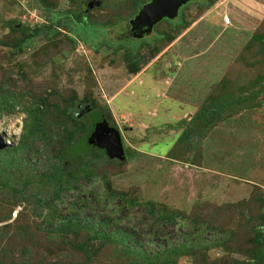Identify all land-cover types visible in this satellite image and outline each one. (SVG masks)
<instances>
[{
    "label": "rangeland",
    "instance_id": "1",
    "mask_svg": "<svg viewBox=\"0 0 264 264\" xmlns=\"http://www.w3.org/2000/svg\"><path fill=\"white\" fill-rule=\"evenodd\" d=\"M90 1L98 2L0 0V93L24 94L26 102L39 94L48 103H58L62 111L76 96L80 103L93 106L94 111L82 107L78 111L89 129L99 119L121 129L127 159L119 161L103 152L98 156L99 148L84 150L73 143L68 148V168L79 166L84 171L80 154L85 155L86 170L96 176L87 181L82 174L80 180L94 190L83 195L67 190L57 201L51 183L39 187L38 179H32L53 163L56 145L39 142L23 153H0V264H129L118 244L94 240L91 259L73 246L74 241L91 240L92 232L80 230L70 243L50 228L68 217L77 203L83 217L95 221L110 217L108 231L120 227L134 233V244L140 241L152 251L154 242H166L163 236L149 238L153 225L146 224L145 212L152 202L177 214L176 233L197 232L195 236L203 233L209 238L196 251L177 257V264H264V257L251 256L256 235L264 228V0H212L208 8L190 3L183 10L187 28L173 31L162 20L143 37L137 73L131 72L125 49L115 51L122 43L119 36L126 37L120 31L129 28L134 17L128 18L135 0H101L98 8H91L90 19L108 25L88 31L93 43L106 41L97 51L82 41L72 44L66 30L52 45L46 36L22 42L21 31L13 30V26L34 28L49 22L55 10L80 5L85 11ZM227 14L232 18L229 26L222 21ZM118 15L123 19L111 26ZM164 32L173 34V39L158 43L151 54L149 44ZM250 93L254 94L250 101L261 105L232 112L196 148L181 144L182 129L170 126L183 118L190 120L201 105L215 98L225 101ZM16 109L0 121L26 113ZM62 114L70 122L67 112ZM68 127L72 129L74 123ZM5 136L0 133V143L8 147L20 140L14 137L8 144ZM92 137L89 141L98 144ZM173 152L175 158L168 157ZM109 190L128 192L137 205L128 212L116 206L120 200L115 199L110 206L105 197ZM35 195L57 202L58 216L52 223L47 222L49 207L38 206ZM223 205H227L224 210ZM199 213L204 225L191 227ZM226 231L228 242L205 248L214 242V235Z\"/></svg>",
    "mask_w": 264,
    "mask_h": 264
},
{
    "label": "trees",
    "instance_id": "2",
    "mask_svg": "<svg viewBox=\"0 0 264 264\" xmlns=\"http://www.w3.org/2000/svg\"><path fill=\"white\" fill-rule=\"evenodd\" d=\"M148 1L149 0H135L133 3L134 10L128 16V18L135 16L142 8V6ZM98 2L99 5L95 4V6L92 7L93 9L98 8L101 5L102 1L98 0ZM190 3H196L199 7L202 8H208L213 4V1H190L186 5L182 6L179 11L178 17L174 19H163L164 21L169 23L173 31L175 30L178 32L182 28H187L189 26V23L184 16L183 10ZM90 10L91 8L84 11L80 5L77 6L74 10H55L51 13L49 22L46 21L40 23L34 28L25 25H20V27L13 26V30L21 31L22 42L33 37L46 36L48 42H50L51 45L54 44L56 38L61 35L62 30H66L67 33L65 34L72 44H76L77 42L82 41L83 43L89 45L92 49L97 51L103 43H106V41L93 43V40L90 39V34L88 33V31L99 30L101 27L106 28L108 25L100 22H93V20L90 19ZM121 19H123V17L121 15H118L116 20L110 22L109 24H111V26H116ZM75 24H78L80 26L78 28L79 30L75 28ZM127 29L124 31H120V33H122L126 37L118 35L119 40L122 43H120L121 45L119 44L116 46L115 51L125 49L126 55H128L129 57V64L133 67L130 70L131 72L137 73L140 70L139 68L142 63L140 50L143 46L142 41H144V38L135 37L130 26ZM90 33H92V31ZM173 37L174 35L170 32H164L160 36H158L152 44H149L151 48V54H154L158 50V43L164 40H171L173 39ZM125 43L128 44V47L124 45ZM23 95L24 94H22V96ZM22 96H20L17 92H10L9 90L2 91L0 93V117H2L4 114L16 112L17 105H19V108L27 114V118L24 119V132L17 144L18 146L16 145L14 147H8L0 143V153L12 151H19L23 153L27 150H31L39 142L44 143L43 145H46L47 143L49 145H56L57 149L53 154H51V156L54 158L53 163L48 167V170L44 174L36 173L35 175L33 174V177L30 175L32 179L34 177L38 179L37 183L39 187H42L43 183H51L50 186L52 197L57 199V201L59 198H61V193L66 192L67 190H76L77 195H83L84 193H90L91 191H93V186H88L91 184H82L80 180L82 174L87 181H92L94 176H96V173L86 170L85 166L89 164V161L85 158V155L80 154L83 162L85 163V166L82 168L84 171L82 172L79 171V166H77V170L68 168L67 163L70 161V152L68 148L73 143L74 145L77 143L79 145H82V148H84V150H87V148L90 147H92V149L94 147L99 148V150L102 151L97 154L98 156L106 153L104 147L100 146L99 144H93L89 141L90 135L91 137H94H92L93 141L96 138V122H94L93 128L89 129L87 124L82 120L83 115H80V113L78 112L80 109H82L81 107L83 105L86 106L89 104L80 103L78 101V98L74 96L71 102H69L68 107L65 109V111L67 112L66 116L70 119V122H68L67 119L63 118L62 113L65 111L61 110L58 103H48L46 97L39 94H34L31 100L28 102L24 101L22 99ZM253 97L254 94L250 93L248 95H243L242 97L232 95L231 97L225 99V101L215 98V100H213L212 102L206 105H201V107L196 111V113L193 115V117H191L190 120L183 118L176 123L171 124L170 126L182 129L179 135L181 144L187 146L189 149L196 148L201 140L207 136L210 130L215 127L220 120H224L225 117L231 116L233 114L232 112L236 113L248 107L260 106V101H256L255 103L250 101ZM230 98L231 100H229ZM90 107L91 108L89 110L94 111L92 108L93 106ZM230 108H232L231 111L229 110ZM107 110L110 111V108H107ZM227 110H229V112ZM70 123H74V127L72 129H69L68 127ZM118 129L120 130V135L123 140L122 131L120 128ZM83 133H85V135H83ZM87 133L89 135L86 136ZM79 136H81V140H77ZM84 141H87V144L90 143L92 145L88 144V146L86 145V147L83 144ZM95 142L97 143V140H95ZM92 153L95 154L96 151H93ZM168 157L175 158V153H170ZM125 160L119 159V161ZM105 194V197H107V202H109L110 206L112 205L111 202H114L115 199H119L120 201H118L116 206H122L128 212H130L138 202L135 198H131L128 192H115L113 190H109ZM35 199L38 206L46 204L49 207V213L47 214V216L50 219L47 222L52 223L55 217L58 216L56 209L57 202H54L53 198L46 201L39 195H35ZM226 206L227 205H223L220 207V209L224 210ZM69 213L70 214L68 217H64L58 220L57 224H53L50 229L57 231L56 234L62 236L66 242L70 243L74 241V237L72 236H76L80 230L92 232L91 240L81 243L76 241L73 242V246L82 251L88 259H91L92 257L90 250L91 243L94 240L99 239L103 240L104 243L109 242L120 245V249L123 252L122 256L126 257L127 259L130 258V261L128 260L129 264H177V257L184 254H189L194 250L196 251L199 243H206L207 239L209 240L208 237L204 238L203 233H199L197 236H195L197 232L190 235L176 233L175 224L177 214L173 211L163 209L162 205H158L153 202L148 203L145 212L147 220L146 224L150 223L153 225L151 232L149 233V238L151 239L157 236H160L162 238L163 236L166 239V242H154V246L156 248L152 251L145 249V244L140 241H137L138 243L134 244V233L126 232L120 227L108 231L107 227L111 222L110 217H105L103 221L92 220V218H90L89 216L83 217V212H81L80 207H77V203L75 204V206H72V211H69ZM200 214L202 213L198 214L197 221L190 223L191 227L199 226L201 228V226L204 225L203 218ZM263 230L264 228L260 229L256 235L257 244L255 245L254 253L251 254L254 260L257 257H264ZM202 232H204V230H202ZM212 233L214 232H210L209 234L212 235ZM214 236V242L212 244H206V249L207 247H209V245L212 247H219L228 242L227 231L221 233L219 236Z\"/></svg>",
    "mask_w": 264,
    "mask_h": 264
},
{
    "label": "water",
    "instance_id": "3",
    "mask_svg": "<svg viewBox=\"0 0 264 264\" xmlns=\"http://www.w3.org/2000/svg\"><path fill=\"white\" fill-rule=\"evenodd\" d=\"M193 0H149L145 3L138 13L130 19V28L135 37L142 38L151 33L157 23L165 18L174 19L178 17L182 6ZM99 5V2L90 1L88 9ZM89 110V105L82 106ZM80 115H82L80 113ZM97 143L105 148L106 154L110 158L125 160V149L120 130L115 126H110L107 120L99 119L96 121Z\"/></svg>",
    "mask_w": 264,
    "mask_h": 264
},
{
    "label": "clouds",
    "instance_id": "4",
    "mask_svg": "<svg viewBox=\"0 0 264 264\" xmlns=\"http://www.w3.org/2000/svg\"><path fill=\"white\" fill-rule=\"evenodd\" d=\"M231 23H232V19H231ZM17 108H19V105H17ZM26 118H27V114L21 112L19 113L18 116L8 118L4 121H0V133H6L5 140L8 144H12L14 142L13 141L14 137L16 138V140H19L22 137L24 132L23 120ZM109 125L115 126L114 124L111 123H109Z\"/></svg>",
    "mask_w": 264,
    "mask_h": 264
},
{
    "label": "built area",
    "instance_id": "5",
    "mask_svg": "<svg viewBox=\"0 0 264 264\" xmlns=\"http://www.w3.org/2000/svg\"><path fill=\"white\" fill-rule=\"evenodd\" d=\"M223 21L226 25H230L231 24V17L229 15H225L223 17Z\"/></svg>",
    "mask_w": 264,
    "mask_h": 264
},
{
    "label": "crops",
    "instance_id": "6",
    "mask_svg": "<svg viewBox=\"0 0 264 264\" xmlns=\"http://www.w3.org/2000/svg\"><path fill=\"white\" fill-rule=\"evenodd\" d=\"M230 17H231V16H230ZM231 19H232V18H231ZM222 21H223V20H222ZM223 24H224L225 26H229V25H226L224 22H223ZM231 24H232V23H231ZM231 24H230V25H231Z\"/></svg>",
    "mask_w": 264,
    "mask_h": 264
},
{
    "label": "flooded vegetation",
    "instance_id": "7",
    "mask_svg": "<svg viewBox=\"0 0 264 264\" xmlns=\"http://www.w3.org/2000/svg\"><path fill=\"white\" fill-rule=\"evenodd\" d=\"M144 36H145V35H144ZM144 36H143V37H144ZM143 37H142V38H143Z\"/></svg>",
    "mask_w": 264,
    "mask_h": 264
}]
</instances>
